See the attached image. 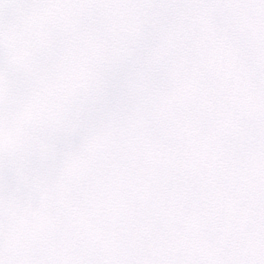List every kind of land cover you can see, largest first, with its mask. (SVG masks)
Masks as SVG:
<instances>
[{
	"label": "snow or ice",
	"instance_id": "snow-or-ice-1",
	"mask_svg": "<svg viewBox=\"0 0 264 264\" xmlns=\"http://www.w3.org/2000/svg\"><path fill=\"white\" fill-rule=\"evenodd\" d=\"M0 264H264V0H0Z\"/></svg>",
	"mask_w": 264,
	"mask_h": 264
}]
</instances>
